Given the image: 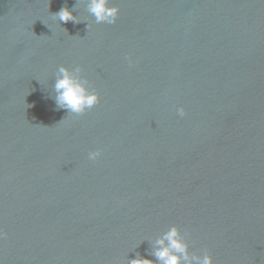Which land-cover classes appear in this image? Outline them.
<instances>
[{
    "label": "water",
    "instance_id": "obj_1",
    "mask_svg": "<svg viewBox=\"0 0 264 264\" xmlns=\"http://www.w3.org/2000/svg\"><path fill=\"white\" fill-rule=\"evenodd\" d=\"M89 4L0 0V264L156 261L173 225L192 256L264 264V0ZM61 65L94 107H58Z\"/></svg>",
    "mask_w": 264,
    "mask_h": 264
},
{
    "label": "clouds",
    "instance_id": "obj_2",
    "mask_svg": "<svg viewBox=\"0 0 264 264\" xmlns=\"http://www.w3.org/2000/svg\"><path fill=\"white\" fill-rule=\"evenodd\" d=\"M89 11L95 17L96 23L114 24L120 9L110 4V0H90ZM61 22L75 21L73 12L68 7H62L57 13ZM82 68L76 65L72 68L61 65L54 84L55 102L68 113L81 114L94 107L99 101V93L89 87L88 80L81 75ZM180 115L185 109H178ZM100 149L90 151L88 158L95 160L100 156ZM156 261L137 256L130 264H214L212 255L205 251L203 256H192L188 251V243L182 237L178 226L173 225L156 240Z\"/></svg>",
    "mask_w": 264,
    "mask_h": 264
}]
</instances>
